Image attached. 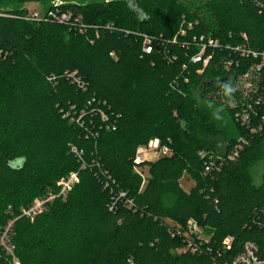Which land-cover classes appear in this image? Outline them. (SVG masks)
<instances>
[{
	"label": "trees",
	"instance_id": "obj_1",
	"mask_svg": "<svg viewBox=\"0 0 264 264\" xmlns=\"http://www.w3.org/2000/svg\"><path fill=\"white\" fill-rule=\"evenodd\" d=\"M57 1L0 0V229L12 223L13 247H0V264H232L247 242L263 255L264 176L255 186L251 170L264 160V132L236 122L221 85L237 87L258 62L226 47L245 35L264 51V9L253 0ZM30 3L45 5L41 21L28 19ZM201 37L224 47L207 51L206 67L192 62ZM210 105L230 115L235 134ZM154 139L169 153L136 165ZM50 197L39 215H25ZM189 220L209 243L174 254L184 244L171 227Z\"/></svg>",
	"mask_w": 264,
	"mask_h": 264
},
{
	"label": "built area",
	"instance_id": "obj_2",
	"mask_svg": "<svg viewBox=\"0 0 264 264\" xmlns=\"http://www.w3.org/2000/svg\"><path fill=\"white\" fill-rule=\"evenodd\" d=\"M253 1L258 7L264 9V0ZM49 17L57 19L60 23H68L70 21V17L65 14L57 17L54 13H51ZM28 19L31 21L42 20V18H38V14L36 13L30 14ZM243 38L245 41L244 45L239 47L229 45L226 47V50H229L230 53L241 55L242 57H253L258 62L252 66L246 74L239 78L234 98L232 99V102L228 104L232 110L235 109L236 111L234 116L236 122L246 128L250 135H252L264 132V51L258 52L250 49L246 44V36L243 35ZM151 44L152 39L150 37H145L143 45V52L145 54H150L152 52ZM198 45L201 49L200 53L192 58V62L194 64L202 63L204 67H206L212 59V55L206 56L208 50L215 51L224 48L219 40H215L211 37H201ZM233 64V60L224 61L223 63L225 68H229ZM201 72L202 71H200V73ZM238 92L241 94L243 100L241 104L236 98ZM255 120L258 121L257 126L253 125ZM243 143V138H239L233 148L232 154L229 156V159L233 160L238 156ZM167 153H169V149L162 146L159 140H151L148 145L142 146L137 150L135 164L140 165L145 162H151ZM213 165V163L206 165L205 173L211 172ZM76 181L77 175L72 174L66 180L60 182L62 194L65 195ZM125 197V193L120 194L121 199ZM52 199L53 198L50 197L45 200H37L32 208L25 211V215L32 218L39 215L43 211L46 203ZM131 205L132 203L129 202L128 207L131 208ZM171 229V237L181 239L184 244V247L181 249L182 252L189 251L192 254H201L205 249V245L209 243V237L194 220H189L185 227L173 225ZM11 231L12 223L4 229H0V247L8 254H12L13 252V247L10 243ZM232 241L233 240L230 237L224 239L222 243L223 251L230 250ZM129 263L132 264L130 261ZM13 264L20 263L14 258ZM232 264H264V254L262 255L260 253L259 247L255 243L247 242L244 245L243 251L233 260Z\"/></svg>",
	"mask_w": 264,
	"mask_h": 264
},
{
	"label": "rangeland",
	"instance_id": "obj_3",
	"mask_svg": "<svg viewBox=\"0 0 264 264\" xmlns=\"http://www.w3.org/2000/svg\"><path fill=\"white\" fill-rule=\"evenodd\" d=\"M54 5L66 6L67 3L60 0V1L55 2ZM68 5H70V4H68ZM25 7L28 9V12L30 14H33V13L38 14V18H43V16L45 15V5L42 3H30V4H27ZM223 104H225V103H223ZM210 109L213 113L215 111H217V109H222V111H220V113H219L220 118L217 119L215 116L214 117L218 120V123L222 129H225V130H228L229 132L231 131L232 133H234L235 129H234L233 123L231 121L232 119H231L230 115L223 108H219L217 106H211ZM223 144L224 143L222 141H218V149H219L221 154H223V150H224ZM155 160H157V159H155ZM155 160H153V161H155ZM153 161H151V162H153ZM263 176H264V160L251 170V179H252V182L254 183L255 186H260L262 184V177ZM180 185L184 191L189 192L190 189L194 186V181L190 178V176L184 175L182 180L180 181ZM173 253L174 254H181L182 251L180 249V250L174 251Z\"/></svg>",
	"mask_w": 264,
	"mask_h": 264
},
{
	"label": "clouds",
	"instance_id": "obj_4",
	"mask_svg": "<svg viewBox=\"0 0 264 264\" xmlns=\"http://www.w3.org/2000/svg\"><path fill=\"white\" fill-rule=\"evenodd\" d=\"M222 89H223V94L227 100L228 103L232 102V99L234 98V94L237 90L236 86H234L231 82H226L224 84L221 85ZM211 106V105H210ZM220 111H222V109H217V111H215L213 113V115L219 119L220 118Z\"/></svg>",
	"mask_w": 264,
	"mask_h": 264
}]
</instances>
